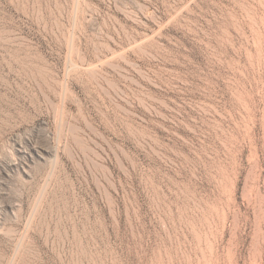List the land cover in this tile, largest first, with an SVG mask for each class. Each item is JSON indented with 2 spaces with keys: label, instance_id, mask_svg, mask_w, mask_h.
I'll use <instances>...</instances> for the list:
<instances>
[{
  "label": "rangeland",
  "instance_id": "1",
  "mask_svg": "<svg viewBox=\"0 0 264 264\" xmlns=\"http://www.w3.org/2000/svg\"><path fill=\"white\" fill-rule=\"evenodd\" d=\"M0 264H264V0H0Z\"/></svg>",
  "mask_w": 264,
  "mask_h": 264
}]
</instances>
